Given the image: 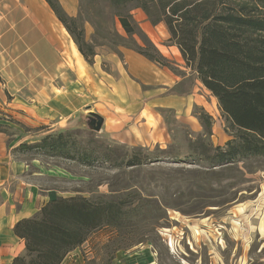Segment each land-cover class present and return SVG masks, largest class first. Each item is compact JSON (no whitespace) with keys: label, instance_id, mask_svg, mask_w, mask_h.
I'll list each match as a JSON object with an SVG mask.
<instances>
[{"label":"rangeland","instance_id":"obj_1","mask_svg":"<svg viewBox=\"0 0 264 264\" xmlns=\"http://www.w3.org/2000/svg\"><path fill=\"white\" fill-rule=\"evenodd\" d=\"M187 1L0 0V18H9L7 13L14 14L32 3L46 6L47 14L41 16L40 13V16L50 19L53 35L45 37L40 30L36 38L38 43L26 44L35 39L34 31L23 32L33 18L31 11L28 19L24 17V22L17 24V35L12 43L14 47L20 46L17 52L23 51L26 58H33L35 63H43L41 55L46 52V62L51 63L47 67L50 72L58 57L61 58L64 74L58 82L59 87H67L70 79L76 76V71L67 67L66 56L71 64L69 55L74 45L78 47V37L86 55L78 57L80 52L76 55L74 50L75 67L79 72L82 69L84 78H87L84 66L86 69L90 65L95 67L94 76L106 93L119 94L120 91L128 100L129 93L136 92L144 102L158 95L168 97V100L175 94L185 97V102L177 108H158L159 123L167 135L161 143L145 135L138 143L127 141L118 129H109L112 128L110 120L107 130L105 119L101 129L96 131L91 127L92 120L90 115L87 117L88 108L84 106L80 108L74 126L57 127L52 131L37 125L22 112H2L0 118L9 121L5 127L7 135L20 138L21 143L37 142L62 128L76 130L83 137L82 141L94 138L115 146L123 156L134 152L133 147L150 152L152 158L146 163L131 167H113L110 162L86 165L38 150L17 152L16 155L28 163V171L40 190L48 192L50 198L104 195L137 203L140 195L153 200L151 210L146 208L134 218V224L125 227L108 224L93 231L89 244H95L94 257L88 260L87 253L82 251V264H113L119 250L132 249L143 243L153 247L158 264H264V156L227 164L218 160L217 146H224L232 139L236 129L226 120L217 98L186 65L177 45L173 24L177 12ZM120 16L133 22L134 34L125 31ZM22 35L26 41H22ZM124 50L146 56L164 71H156V81L143 85L128 71ZM112 57L120 62L126 80L136 81L139 89L129 87L131 84L118 85L119 73ZM170 76H178L177 83L173 84ZM39 79L40 76H35L31 80L28 74L16 76L8 87L6 78L0 76L1 82H7L10 88L6 89L9 100L15 97L11 95L13 93L30 101L28 89L17 91L16 88L24 82L37 85ZM143 91L153 97L141 98ZM157 92L160 94H155ZM101 93L98 85H87L80 80V100L84 104L90 102L100 113L108 115L107 108L101 103L110 98ZM110 116L117 119L112 114L107 117ZM139 127L142 133L145 129ZM105 146L101 145L102 148ZM162 151L166 152L162 154ZM130 193L136 194L134 199L133 196L130 198Z\"/></svg>","mask_w":264,"mask_h":264},{"label":"trees","instance_id":"obj_2","mask_svg":"<svg viewBox=\"0 0 264 264\" xmlns=\"http://www.w3.org/2000/svg\"><path fill=\"white\" fill-rule=\"evenodd\" d=\"M176 17L173 32L186 65L217 98L236 129L232 139L217 146L219 162L264 156V0H189ZM119 19L128 34L135 33L133 22L125 16ZM76 43L85 56L80 38ZM6 126L0 123V132L7 134ZM82 138L76 130H59L37 142H23L15 151L38 150L86 165L110 162L113 167L141 165L152 158L142 147L123 156L115 146ZM135 195L129 194L133 199ZM138 199L134 203L104 195L51 197L34 216L15 225L26 246L11 264H62L93 231L108 224L132 225L146 208L151 210L153 200L140 195Z\"/></svg>","mask_w":264,"mask_h":264},{"label":"crops","instance_id":"obj_3","mask_svg":"<svg viewBox=\"0 0 264 264\" xmlns=\"http://www.w3.org/2000/svg\"><path fill=\"white\" fill-rule=\"evenodd\" d=\"M31 11H33V18L29 21V27H25L23 32L29 34L34 31L33 36H35V39L28 40L27 42L26 38L22 35V41H26V44L36 45L38 43L36 38L39 36L37 33L40 30L45 34V37L53 35L50 19L41 17L47 14L45 5L39 4L35 6L32 3L31 6L27 5V7L14 12V14L7 13L9 18H0V76L6 78L7 85L16 76L23 77L28 74L31 80L35 76H40L37 85L35 82H31L34 86L24 82L23 86L16 88L17 91H20L21 88L28 89L31 93L28 96L32 98L30 101L21 99L13 93L11 95L15 97L9 100L6 96V89H10L8 88L9 85L7 87L6 83L0 80V117H2V112H6L7 110H11L14 113L22 112L37 125L46 126L52 131L56 130L57 127L67 128L74 126L79 119L80 108L82 106L88 108L87 117L92 112L101 115L102 113L91 105L90 102L84 104L79 98V83L81 79L87 85H98V88L102 89L101 96L107 91L97 83L98 80L93 73L95 72V67L90 65L86 69L84 66V74H86L87 78L81 76V73H83L82 69L79 72L78 67H75L74 42H72L74 45L73 52L69 55L72 63H69L70 61L67 56L66 63L67 67L76 71V76L70 79L67 87H59L58 85V82H61V76L64 74V63L61 61V58L58 57L57 62L54 64V70L50 72V68L47 69V67L51 63L49 61L50 64L48 65L46 62V52L41 55L44 58L43 63H35L33 58H26L23 51L17 52L18 46L14 47L12 43L13 38L17 35V31H15L17 24L21 21L23 23L24 17L28 19ZM40 13H42L41 16ZM18 49H20V46ZM123 54L128 64V71L138 78L143 85L154 83L156 81V71H164L154 61L133 50H124ZM80 55L83 57L81 52L78 57ZM112 59L114 58L112 57ZM114 61L119 73L118 85L122 86L124 84L126 86L131 84L129 87L136 90V87L138 88L137 82L135 81L134 83L133 80L128 82L123 72L124 69L119 64L120 62L115 59ZM96 64L97 62L94 65L96 66ZM90 68L92 71H90ZM170 78L173 79V84L177 83L178 76H170ZM108 81L111 82L109 78ZM169 85L171 84L169 83ZM88 89H90L89 86ZM114 94L106 93V98L110 99L105 100L104 104L100 101L108 110V115L102 114L105 117L106 129L108 130L107 123L110 120L112 128L109 129L111 131L118 129L123 137L127 141L132 140V143H138L139 138L142 139L143 135L155 139L154 142L156 143L165 141L164 139L167 138V135L159 123L158 108L160 106L177 108L178 104L185 102V97L177 94L169 100L168 97H161L160 95H158L159 97L154 96V99L149 100L146 97H153V94H144L143 91L141 98L143 97L144 99L145 97L147 99L146 102L141 101L139 99L140 94L136 92H130L128 100L123 92L119 91V94ZM155 94L160 93L157 92ZM85 95L86 97L89 96V94ZM111 114L117 117V119L111 116L107 117ZM0 123L8 124L9 121L0 118ZM116 123L118 126H116ZM138 123L139 125H137ZM139 126H143L145 129L142 133L139 130ZM62 128L60 129L62 130ZM19 140L20 138L18 137L10 138L6 133L0 132V264H11L13 259L25 250L26 244L24 239L15 233L14 228L17 222L21 219L34 216L50 199L49 193L41 189L42 192L36 181H34L32 174L28 171V163L16 155L17 151H15V148L21 144ZM91 239L92 235L80 247L68 253L62 264H82L84 262L82 251L87 253L88 260L93 258L96 247L95 244L90 246ZM113 264H158V255L152 246L143 243L132 249L119 250Z\"/></svg>","mask_w":264,"mask_h":264},{"label":"water","instance_id":"obj_4","mask_svg":"<svg viewBox=\"0 0 264 264\" xmlns=\"http://www.w3.org/2000/svg\"><path fill=\"white\" fill-rule=\"evenodd\" d=\"M90 118H91V127L94 129V130H96V131H98V130H100L101 129V127H102V124H103V122H104V118L101 116V115H99V114H97V113H95V112H92L91 114H90Z\"/></svg>","mask_w":264,"mask_h":264},{"label":"bare ground","instance_id":"obj_5","mask_svg":"<svg viewBox=\"0 0 264 264\" xmlns=\"http://www.w3.org/2000/svg\"><path fill=\"white\" fill-rule=\"evenodd\" d=\"M74 50L76 52V55L79 53L78 49L74 47Z\"/></svg>","mask_w":264,"mask_h":264}]
</instances>
